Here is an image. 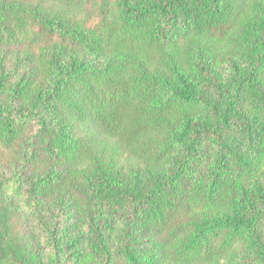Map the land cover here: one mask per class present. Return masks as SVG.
<instances>
[{"label": "trees", "instance_id": "16d2710c", "mask_svg": "<svg viewBox=\"0 0 264 264\" xmlns=\"http://www.w3.org/2000/svg\"><path fill=\"white\" fill-rule=\"evenodd\" d=\"M8 201L46 264H264V0H0Z\"/></svg>", "mask_w": 264, "mask_h": 264}, {"label": "rangeland", "instance_id": "374dc122", "mask_svg": "<svg viewBox=\"0 0 264 264\" xmlns=\"http://www.w3.org/2000/svg\"><path fill=\"white\" fill-rule=\"evenodd\" d=\"M94 22V18H89L86 23L87 25H93ZM131 162L130 160H125L124 164L128 165ZM1 167L7 169V163L3 160L1 161ZM46 206H50V203L47 202ZM199 210H201L199 203H191L189 211L182 210L178 217L184 218ZM74 226V229L70 232L71 235L80 229L79 226ZM1 233L4 234L3 245L8 252L21 254L29 264H46L44 250L33 231L32 217L24 214L13 201L0 203ZM262 236L264 239V227H262Z\"/></svg>", "mask_w": 264, "mask_h": 264}]
</instances>
